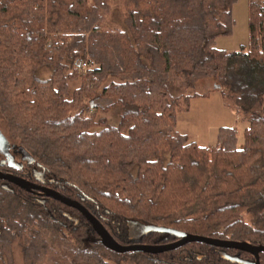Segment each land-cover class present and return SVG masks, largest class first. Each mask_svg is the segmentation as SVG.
I'll use <instances>...</instances> for the list:
<instances>
[{
    "label": "trees",
    "instance_id": "obj_1",
    "mask_svg": "<svg viewBox=\"0 0 264 264\" xmlns=\"http://www.w3.org/2000/svg\"><path fill=\"white\" fill-rule=\"evenodd\" d=\"M236 2L0 0V113L11 144L35 159L0 158V169L80 201L121 244L178 238H133L136 222L264 245V0H248L249 43L227 51L216 42L232 34ZM205 78L248 122L243 147L235 127H221L215 146L177 130L185 92ZM98 96L112 99L105 109L119 112L116 125L98 117ZM16 244L23 264L254 260L201 242L117 253L77 209L0 180V264H17Z\"/></svg>",
    "mask_w": 264,
    "mask_h": 264
},
{
    "label": "rangeland",
    "instance_id": "obj_2",
    "mask_svg": "<svg viewBox=\"0 0 264 264\" xmlns=\"http://www.w3.org/2000/svg\"><path fill=\"white\" fill-rule=\"evenodd\" d=\"M117 17L120 20V16H116L115 18ZM233 17L235 19L233 32L230 35L221 36L217 39L216 46L218 48L239 49L241 44H247L249 41L248 0H237L233 8ZM41 75L47 78L50 72L49 70H43ZM110 80L117 81L116 79L110 78L106 84ZM81 84V79L70 81V88L71 90H75ZM185 94L192 95V97L189 101V109L177 113L176 128L180 133L185 134L189 140L195 141L201 146H215L218 142V132L221 127H235L238 131V147H243L244 133L249 124L242 115L238 114L226 103L223 91L218 88V84H216L213 78L199 80ZM90 100L88 99L87 103ZM93 101L99 108L98 117H105L114 125L118 123L119 112L116 109H105L112 103V99L98 96ZM0 130L8 138V128L1 113ZM10 145V153L14 158V162L22 165V153L11 142ZM0 155L1 159H6L2 153ZM138 227L137 223L132 224L129 229L131 237H138ZM15 258L17 264H23L21 250L17 244L15 246ZM121 261V263L112 261L111 264H131L130 260Z\"/></svg>",
    "mask_w": 264,
    "mask_h": 264
},
{
    "label": "water",
    "instance_id": "obj_3",
    "mask_svg": "<svg viewBox=\"0 0 264 264\" xmlns=\"http://www.w3.org/2000/svg\"><path fill=\"white\" fill-rule=\"evenodd\" d=\"M92 107L94 103L92 102ZM22 153V159L33 164L35 159L24 149L18 147ZM11 145L8 138L0 130V152L6 157L11 165H18L14 162V158L10 153ZM0 180H4L7 183L15 184L28 192H38L40 194H45L47 197L59 200L69 207L77 209L82 213L85 218L93 226L96 233L100 236V240L105 244L106 247L115 251L117 253H128V252H143L151 254H160L166 251L175 250L191 242H201L215 247L223 249H237L240 251L248 252L254 256V260L241 259L238 256H227L232 261L238 262L240 264H262L260 259V253L264 252V245H255L248 241H237L230 239H220L216 237H208L198 234H190L177 229L155 226V225H144L138 224V237L142 236L151 231H158L163 233H169L175 235L177 240L162 243V244H146V243H130L121 244L118 242L113 235L108 231L104 224L99 220V218L94 215L86 206H84L80 201L72 199L63 195L60 191L46 186L44 184H39L37 182L31 181L25 177L15 175L14 173L4 172L0 169ZM136 222H131L133 224Z\"/></svg>",
    "mask_w": 264,
    "mask_h": 264
},
{
    "label": "flooded vegetation",
    "instance_id": "obj_4",
    "mask_svg": "<svg viewBox=\"0 0 264 264\" xmlns=\"http://www.w3.org/2000/svg\"><path fill=\"white\" fill-rule=\"evenodd\" d=\"M3 161H6V159H3ZM34 170H35V173H36V175H37V177H40L41 178V180L43 179V174L39 171V170H37V169H35L34 168ZM132 226V225H131ZM130 226V227H131ZM137 230L139 231V229L137 228Z\"/></svg>",
    "mask_w": 264,
    "mask_h": 264
},
{
    "label": "crops",
    "instance_id": "obj_5",
    "mask_svg": "<svg viewBox=\"0 0 264 264\" xmlns=\"http://www.w3.org/2000/svg\"><path fill=\"white\" fill-rule=\"evenodd\" d=\"M248 25H249V14H248ZM248 43H249V41H248ZM247 44L243 43V44H241V46H245ZM224 50H227V51H235V50H238V49H235V48H224ZM243 118H244V116H243Z\"/></svg>",
    "mask_w": 264,
    "mask_h": 264
},
{
    "label": "built area",
    "instance_id": "obj_6",
    "mask_svg": "<svg viewBox=\"0 0 264 264\" xmlns=\"http://www.w3.org/2000/svg\"><path fill=\"white\" fill-rule=\"evenodd\" d=\"M80 65L82 66L83 69H88L89 63L87 61L81 62Z\"/></svg>",
    "mask_w": 264,
    "mask_h": 264
}]
</instances>
